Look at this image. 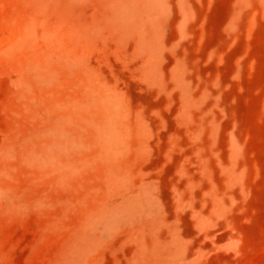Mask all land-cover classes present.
<instances>
[{"label": "rangeland", "instance_id": "374dc122", "mask_svg": "<svg viewBox=\"0 0 264 264\" xmlns=\"http://www.w3.org/2000/svg\"><path fill=\"white\" fill-rule=\"evenodd\" d=\"M0 264H264V0H0Z\"/></svg>", "mask_w": 264, "mask_h": 264}]
</instances>
